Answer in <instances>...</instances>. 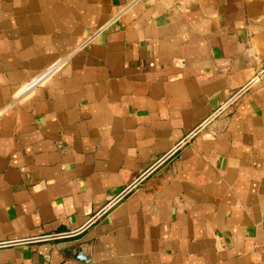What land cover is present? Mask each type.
Instances as JSON below:
<instances>
[{
    "label": "crops",
    "instance_id": "crops-1",
    "mask_svg": "<svg viewBox=\"0 0 264 264\" xmlns=\"http://www.w3.org/2000/svg\"><path fill=\"white\" fill-rule=\"evenodd\" d=\"M264 0H0V264H264ZM82 250L87 261L75 256Z\"/></svg>",
    "mask_w": 264,
    "mask_h": 264
},
{
    "label": "water",
    "instance_id": "water-1",
    "mask_svg": "<svg viewBox=\"0 0 264 264\" xmlns=\"http://www.w3.org/2000/svg\"><path fill=\"white\" fill-rule=\"evenodd\" d=\"M264 75V71L262 72ZM259 79V76L255 77L247 86L242 88L231 100H229L225 105H223L218 111H216L210 118H208L203 124L197 127L191 134H189L184 140H182L173 150H171L168 154H166L163 158H161L156 164H154L149 170L143 173L139 178H137L132 184H130L117 198L112 200L109 204H107L102 210H100L93 218L90 220L83 228L77 230L75 232L63 233V234H53L49 236L39 237V238H31V239H23L16 240L10 242L1 243L0 246L6 245H14L19 243H27L33 241H41L47 239H58L68 236H73L84 229H86L89 225H91L95 220L100 218L107 210H109L114 204H116L121 198H123L128 192H130L134 187H136L144 178H146L150 173H152L162 162H164L167 158H169L173 153H175L183 144H185L191 137H193L199 130H201L207 123H209L212 119H214L222 110H224L233 100H235L238 96H240L243 92H245L253 83H255ZM78 260L87 261V257L84 256L82 250H78L75 256Z\"/></svg>",
    "mask_w": 264,
    "mask_h": 264
}]
</instances>
